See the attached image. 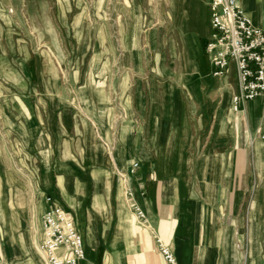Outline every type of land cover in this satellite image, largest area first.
<instances>
[{"label":"crops","instance_id":"1","mask_svg":"<svg viewBox=\"0 0 264 264\" xmlns=\"http://www.w3.org/2000/svg\"><path fill=\"white\" fill-rule=\"evenodd\" d=\"M203 1L205 30L197 33L193 10L188 31L204 46L199 41L196 55L185 58L193 61L194 88L218 108L203 150L201 102L165 84L138 85L117 70L82 87L80 110L58 115L50 104L45 122L36 110H22L18 140L31 157L22 169L32 180L0 179V264H43L48 199L74 217L86 252L81 264H167L159 241L178 264H264V105L261 99L235 105L234 65L226 78L213 76L205 52L211 0ZM252 1L240 2L264 31V10L251 8ZM188 2L195 7L201 0ZM129 187L145 226L127 205Z\"/></svg>","mask_w":264,"mask_h":264},{"label":"rangeland","instance_id":"2","mask_svg":"<svg viewBox=\"0 0 264 264\" xmlns=\"http://www.w3.org/2000/svg\"><path fill=\"white\" fill-rule=\"evenodd\" d=\"M203 2L193 7L188 0H0V179L32 180L22 169L31 157L18 140L20 112L36 110L45 122L50 104L58 115L80 110L82 87L110 78L107 69L130 74L138 85L177 88L186 100L201 102L207 122L197 141L203 150L218 108L210 94L194 88L193 61L185 59L189 52L196 55L199 41L204 46L201 36L188 31L189 11L195 10L197 33L204 32ZM251 8L264 10V0H253ZM132 50L139 59L127 56ZM40 259L47 263L43 254Z\"/></svg>","mask_w":264,"mask_h":264},{"label":"built area","instance_id":"3","mask_svg":"<svg viewBox=\"0 0 264 264\" xmlns=\"http://www.w3.org/2000/svg\"><path fill=\"white\" fill-rule=\"evenodd\" d=\"M210 11L211 34L205 52L213 76L226 78L234 65L239 89L235 105L256 99L264 105V31L248 18L240 0H211ZM137 168L134 165L129 174L134 175ZM125 197L138 223L145 226L146 216L135 201L134 190L127 188ZM48 202L51 208L43 217L40 245L47 264H81L86 252L74 217L52 199ZM158 251L167 264H178L172 250L160 241Z\"/></svg>","mask_w":264,"mask_h":264},{"label":"bare ground","instance_id":"4","mask_svg":"<svg viewBox=\"0 0 264 264\" xmlns=\"http://www.w3.org/2000/svg\"><path fill=\"white\" fill-rule=\"evenodd\" d=\"M242 6V5H241Z\"/></svg>","mask_w":264,"mask_h":264}]
</instances>
